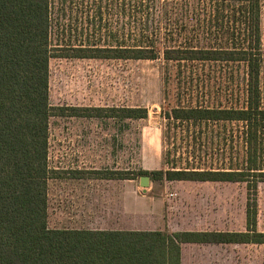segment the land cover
I'll return each instance as SVG.
<instances>
[{"label":"trees","instance_id":"trees-1","mask_svg":"<svg viewBox=\"0 0 264 264\" xmlns=\"http://www.w3.org/2000/svg\"><path fill=\"white\" fill-rule=\"evenodd\" d=\"M95 1L98 2L93 3L94 16L91 12L87 16L90 22L102 19L101 4L105 0ZM106 1H113L112 4L121 1L123 7H129L128 12L142 13L140 20L133 18L139 28L130 32L129 44L85 45L91 41L77 34L79 44L71 45L72 34H67L66 29L55 32L54 0H0V264H180L182 243L264 244V232L257 229L258 181L249 179L264 178L256 163L261 147L259 138L264 130L260 93L264 59L260 22L264 0ZM170 3L176 5L175 9L164 7ZM75 8L78 12L84 10ZM152 10L155 15L151 17ZM155 21L159 23L156 30ZM162 23L179 24L182 28L173 40L162 41L159 38ZM149 33L155 36L149 38ZM56 55L116 60L162 58L179 66L194 62L242 64L241 97L213 100L205 96L206 99L195 100L192 106H175L165 114L173 123H242V163L226 170L198 168L197 151L192 146L188 150L192 160L187 157L185 166L140 170L138 175L149 176L153 182H246L248 192L254 194L247 195L245 230L167 234L50 229L47 189L48 181L55 177L48 166L50 118L65 115L64 110L68 111L67 116L78 117H147L145 108L53 107L49 102V60ZM220 75L227 76L228 84L234 82L233 75L223 72ZM115 173L110 172L109 177Z\"/></svg>","mask_w":264,"mask_h":264},{"label":"rangeland","instance_id":"rangeland-1","mask_svg":"<svg viewBox=\"0 0 264 264\" xmlns=\"http://www.w3.org/2000/svg\"><path fill=\"white\" fill-rule=\"evenodd\" d=\"M95 2L98 1L75 0L73 3H63L54 0L52 18L55 32L66 29L67 34H72L73 42L70 44L74 46L80 41L77 34L83 40L91 41L85 45L105 46L115 42L129 44L130 32L139 28L138 22L133 18L140 20L142 13L128 12L129 7H123L121 1L112 4L113 1L105 0L101 4L102 19L96 18L90 22L91 18L87 19V16L89 12L94 16ZM75 7L84 10L78 12ZM159 7L160 4L156 6L157 14ZM164 7L175 9L176 5L170 3ZM61 9L65 12H61ZM153 15L154 10L151 11V17ZM158 25L155 21L154 30ZM260 26L261 49L264 54V1L261 5ZM150 27L152 32L151 21ZM181 28L179 24L165 26L162 23L159 38L162 41L165 38L173 40ZM153 36V33H149V38ZM56 41L54 34L52 43L55 44ZM58 55L49 60V102L53 107L145 108L147 117H51L48 162L56 172L52 183L61 177V157L64 158V153L72 159L75 153L74 156H81L83 159L80 161L81 167L97 168L99 177H109L113 170L117 172L116 175H111L113 177L134 178L113 181L115 218L122 215L119 208L126 204L125 201H128L130 207V223L119 227L158 229L169 225L173 228L243 230L247 195L254 194L248 192L246 182L159 183L151 181L148 176V186L142 187V176L138 175L142 169L166 170L172 165L185 166L187 157L192 160L189 152L192 146L197 151L198 168L226 170L242 163V123L200 125L193 122L173 123L165 118L166 112L171 108L192 106L195 100L206 99L205 96H210L213 100H226L227 96L241 97L243 87L239 83L244 74L242 64L194 62L179 66L162 58L81 59ZM221 72L233 75L234 82L228 84L227 76H221ZM260 93L261 107L264 109V59L260 68ZM259 141L261 147L256 163L260 165L261 172H264V130ZM73 160L77 162L78 158L74 157ZM71 162L69 158L68 164ZM249 179L258 181L255 192L257 228L264 231V178L252 176ZM174 193L177 194L176 197H171ZM168 199H172V202ZM161 202L162 210H158L157 204ZM202 253L206 255L204 251ZM210 254L215 256L214 260L209 262L203 259L198 264H264V245H227L211 250ZM186 264L193 263L187 260Z\"/></svg>","mask_w":264,"mask_h":264},{"label":"crops","instance_id":"crops-1","mask_svg":"<svg viewBox=\"0 0 264 264\" xmlns=\"http://www.w3.org/2000/svg\"><path fill=\"white\" fill-rule=\"evenodd\" d=\"M63 108H101L107 109L111 107L101 106H58ZM65 115L61 117H76L67 116V110L63 111ZM97 112H94L96 114ZM81 118H99L93 117H81ZM101 118V117H100ZM50 140V131L48 141ZM79 153V152H77ZM75 154V153H74ZM78 158V161H74L68 154L64 153V158L61 157L63 164L60 168L62 171L61 177L51 178L48 181L47 189V225L50 229H63V230H87V231H123V232H163L167 234H173L177 232H241L245 230V211H244V228L240 231H220L210 229L199 228H187V227H171L163 225L158 229H124L119 227L130 223V207L128 201L126 204L119 208L122 211V215L119 218L114 216V191L113 181L122 180L111 177H99V170L97 168L89 167L82 168L81 162L83 159L81 156H74ZM72 161L68 164V160ZM49 159V149H48ZM143 170V169H142ZM161 170V169H159ZM113 171V170H111ZM132 180V179H127ZM52 184H51V183ZM154 182H185V181H154ZM186 182H210V181H186ZM109 186V188H108ZM145 191V189H144ZM176 193L171 194V197H176ZM126 197V196H125ZM124 198V196H123ZM128 199V197H126ZM125 198V199H126ZM172 202V199H168ZM163 203L157 204V209L162 210ZM162 222V221H161ZM115 226V227H113ZM258 229V228H257ZM259 230V229H258ZM260 231V230H259ZM264 232V231H261ZM227 245H253V244H226V243H182L180 244V264H186L187 260H190L193 264H198L203 259L206 261L214 260L215 256L210 254L211 250L218 249L219 247H225ZM264 245V244H255ZM202 251L206 255H203Z\"/></svg>","mask_w":264,"mask_h":264},{"label":"water","instance_id":"water-1","mask_svg":"<svg viewBox=\"0 0 264 264\" xmlns=\"http://www.w3.org/2000/svg\"><path fill=\"white\" fill-rule=\"evenodd\" d=\"M149 184V177L148 176H142L140 177V185L142 187H147Z\"/></svg>","mask_w":264,"mask_h":264}]
</instances>
